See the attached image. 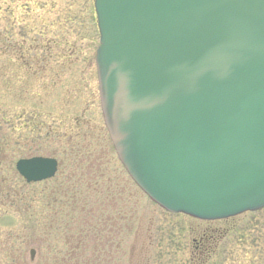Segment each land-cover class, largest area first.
<instances>
[{
	"label": "water",
	"instance_id": "water-1",
	"mask_svg": "<svg viewBox=\"0 0 264 264\" xmlns=\"http://www.w3.org/2000/svg\"><path fill=\"white\" fill-rule=\"evenodd\" d=\"M104 127L129 178L171 213L264 207V0H93ZM27 183L57 162L21 158ZM34 250H30L33 259Z\"/></svg>",
	"mask_w": 264,
	"mask_h": 264
},
{
	"label": "rangeland",
	"instance_id": "rangeland-1",
	"mask_svg": "<svg viewBox=\"0 0 264 264\" xmlns=\"http://www.w3.org/2000/svg\"><path fill=\"white\" fill-rule=\"evenodd\" d=\"M97 46L92 0H0V183L25 199L0 206V245L7 242L11 263L54 264L57 250L63 255L69 247V235L44 223L51 188L88 197L91 213H100L97 201L107 195L79 184L86 173L101 177L98 188L109 180L119 192L103 204L116 217L115 238L123 226V240L110 262L90 246L78 258L90 264H264V207L204 221L161 209L130 181L100 113ZM32 156L60 162L52 180L26 183L19 176L15 162ZM64 197L58 194L59 201Z\"/></svg>",
	"mask_w": 264,
	"mask_h": 264
},
{
	"label": "trees",
	"instance_id": "trees-1",
	"mask_svg": "<svg viewBox=\"0 0 264 264\" xmlns=\"http://www.w3.org/2000/svg\"><path fill=\"white\" fill-rule=\"evenodd\" d=\"M14 43L15 42H13L12 45H14ZM18 57L20 58L21 56ZM100 178L101 177L99 175H96L93 178V175L92 176L91 174L86 175V173H84L82 177L78 180L79 184L84 185L88 191L94 190L95 193H99L100 190H102L103 191L102 193L103 194L105 193L107 195V197L104 196V200L101 199L97 201V204L99 205L98 210H100V213L99 214L92 213V217H89L92 208L87 207L89 203L88 197L66 188H60L59 191H56V189L51 188L50 193H52L51 194L52 197L47 199L46 203L44 202L45 206L48 207V214H47L48 218L46 216L44 217L45 219L44 223L48 222L47 224H49L48 226L49 228H52L55 225L57 227L56 231L62 230L65 233V235L66 236L69 235L70 238V240H67V238H66L67 241L65 240L66 244L67 242H69L68 245L69 247L63 250L62 252L63 255L60 254L61 253L60 249L57 250L55 257H53L55 259L54 264H73L74 260L71 259L72 254H74V256L77 255L76 256L77 264H88V261L86 259L82 260L78 257L80 256L84 257L86 251L89 249V246L92 249V250L90 249V251H95L98 253H102V251L106 249L105 242H103V239L102 240L98 239L99 236L106 234L107 230L110 228L108 225H106V228L104 229V225L102 223V221H104L102 214L105 212L103 203L106 201L117 200L116 199L117 197H115V195L118 194L119 192L116 193V191L115 192L112 191L111 188L114 187L113 186L114 183L113 182L110 183L109 180L106 181L104 188H98L97 187L99 183L98 180H100ZM78 182L76 184H78ZM75 188L78 190V187ZM58 194L65 195V197L62 200V202L65 203L59 201ZM4 196L5 198H2ZM5 199L9 202H5L6 201ZM19 200H22L24 202L25 199L23 198L22 195L18 194L17 190H15L14 187H12L10 184L5 183V180H2L0 183V206L2 207L5 203H10L11 205H14L15 202ZM79 207H80V211H78ZM75 217H78V219L76 218V224L74 226L73 219ZM109 217H110L108 220L109 224L112 220L115 221L116 219L115 216L111 217L109 215ZM44 230L46 231V229ZM73 234H77L78 236V241L76 244L71 239V236ZM89 234H93L95 239H92V241L88 239ZM208 235L209 234H205V233L202 234V236L204 237ZM6 243L4 245H0V252L2 253L6 252L5 256H7L5 258L6 261L3 264H9V263L12 264L11 263L12 257L10 256L9 248H7ZM75 245L78 246L77 249L75 248ZM103 245L104 247L102 248ZM58 252L60 253L58 254ZM110 255L112 257L113 254ZM59 257H61L62 259H60Z\"/></svg>",
	"mask_w": 264,
	"mask_h": 264
},
{
	"label": "flooded vegetation",
	"instance_id": "flooded-vegetation-1",
	"mask_svg": "<svg viewBox=\"0 0 264 264\" xmlns=\"http://www.w3.org/2000/svg\"><path fill=\"white\" fill-rule=\"evenodd\" d=\"M60 166V162L57 161V169L58 167ZM105 210V209H104ZM103 220L102 223L104 225V229L106 228V225H108L110 228L107 230V233L106 234H103L101 236L98 237V239H103V242H105V246H106V250L104 249L102 251V253L106 254L108 257L110 254H113V252H116L118 251V247L120 246V242L123 240L122 238V235H118L117 238H115V236L112 234V228L115 227L116 225V221L112 220L109 224V215L107 212H104L103 214ZM90 217H92V213L90 214ZM73 224L75 225L76 224V218L73 219ZM119 226V232L121 233L122 230H123V226L120 225V223L118 224ZM118 228V227H117ZM111 234V235H110ZM122 234V233H121ZM71 239L75 242V244L77 243L78 241V236L77 234H73L71 236ZM88 239H90L92 241V239H95L94 238V235L93 234H89L88 235ZM204 245V246H203ZM203 249L205 250V244H203ZM77 245H75V248L77 249ZM104 247V245L102 246V248ZM202 248V247H201ZM201 252L199 253L200 255H203V257L205 256V254L203 253V250H200ZM73 253V252H72ZM59 254V253H58ZM92 255V253H91ZM114 255V254H113ZM77 256V255H76ZM74 256V254H72V257L71 259L74 260L73 264H77V257ZM111 256V255H110ZM202 257V256H200ZM60 259H62L61 257H59ZM111 258L109 257V260H107V262H110ZM204 260H205V257H204ZM89 264V262H88Z\"/></svg>",
	"mask_w": 264,
	"mask_h": 264
}]
</instances>
